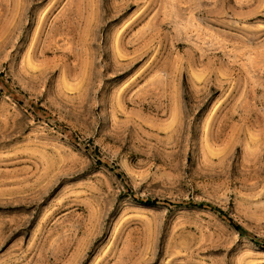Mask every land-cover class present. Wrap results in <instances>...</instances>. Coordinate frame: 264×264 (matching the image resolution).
<instances>
[{"label": "rangeland", "instance_id": "374dc122", "mask_svg": "<svg viewBox=\"0 0 264 264\" xmlns=\"http://www.w3.org/2000/svg\"><path fill=\"white\" fill-rule=\"evenodd\" d=\"M208 204L264 239V0H0V264H264Z\"/></svg>", "mask_w": 264, "mask_h": 264}, {"label": "trees", "instance_id": "16d2710c", "mask_svg": "<svg viewBox=\"0 0 264 264\" xmlns=\"http://www.w3.org/2000/svg\"><path fill=\"white\" fill-rule=\"evenodd\" d=\"M113 168V167H112ZM119 175H121V172H118ZM145 203H156L158 200L157 199H146L142 200ZM199 205H205V202H199ZM212 209L216 210L219 212L221 215L225 216L228 221L242 234L250 236L254 241H256L259 245L264 247V239H259L257 238L254 234H252L250 231H248L242 224L234 220L231 216L227 214V212L213 204H208Z\"/></svg>", "mask_w": 264, "mask_h": 264}]
</instances>
